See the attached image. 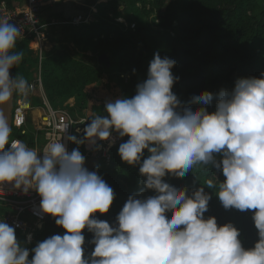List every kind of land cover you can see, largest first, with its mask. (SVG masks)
Returning a JSON list of instances; mask_svg holds the SVG:
<instances>
[{
	"label": "clouds",
	"instance_id": "1",
	"mask_svg": "<svg viewBox=\"0 0 264 264\" xmlns=\"http://www.w3.org/2000/svg\"><path fill=\"white\" fill-rule=\"evenodd\" d=\"M8 21L0 20V106L31 89L23 76H10L23 52L13 51L22 31ZM174 65L175 60L154 53L133 97L106 102L107 115L91 117L82 139L66 138L95 145L97 139L111 143L113 132L128 137L118 155L139 165L145 187L156 194L129 196L114 226L93 215L108 212L114 191L84 167L78 148L67 151L61 138L69 124L38 152L19 140L9 142L11 127L0 111V185L10 183L24 194L35 190L41 212L65 230L29 250L17 241L14 227L0 219V264H264V73L237 79L231 91L221 89L215 111L209 112L181 107L172 91L179 79L171 72ZM212 99L208 91L193 98L205 105ZM144 150L149 155L142 159ZM198 165L222 171L216 195L225 209L252 211L258 234L253 247L242 246L233 224L218 226L215 217H204L211 196L203 187L189 195L163 180L169 174L184 177ZM207 187L216 185L208 180ZM85 228L95 245L88 257L82 247Z\"/></svg>",
	"mask_w": 264,
	"mask_h": 264
},
{
	"label": "trees",
	"instance_id": "2",
	"mask_svg": "<svg viewBox=\"0 0 264 264\" xmlns=\"http://www.w3.org/2000/svg\"><path fill=\"white\" fill-rule=\"evenodd\" d=\"M94 7L91 21L61 26L62 36L54 40L55 45L45 53L41 63L43 89L50 105L63 108L73 98L82 108L80 116L89 122L93 116L107 115L105 104L96 102L91 93L104 80L103 75L104 88L113 83L117 90L116 94L107 91L110 98H131L137 85L146 80L154 53L175 60L171 72L179 79L172 91L181 107H205L213 112L221 89L231 91L237 79L260 78L264 73V0H107ZM131 24L133 28L129 27ZM13 51L23 52L19 65L11 68L13 77L23 76L29 83L36 60L27 41L18 40ZM101 53L109 57L108 68L98 64ZM205 91L213 94L212 101L207 105L194 102L193 98ZM28 100L38 103L37 98ZM127 139L121 137V142L108 149V159L89 170L96 171L114 191L108 212L93 214L110 226L116 224L129 196L146 199L156 194L145 187L139 165H129L118 155L119 145ZM148 155L144 150L142 159ZM216 159L219 161L220 156ZM163 180L178 189L186 188L189 195L203 187L211 196L204 217H215L218 226L233 224L240 232L242 246L246 249L254 246L258 234L252 211L225 209L216 195L219 182L224 180L220 169L198 165L184 177L169 174ZM208 180L216 187L208 188ZM64 232L55 224V218L47 215L34 230L32 241L22 246L31 250L37 243ZM82 234L84 256L88 257L95 247L90 243L93 233L85 228ZM31 255L30 251L29 259Z\"/></svg>",
	"mask_w": 264,
	"mask_h": 264
},
{
	"label": "built area",
	"instance_id": "3",
	"mask_svg": "<svg viewBox=\"0 0 264 264\" xmlns=\"http://www.w3.org/2000/svg\"><path fill=\"white\" fill-rule=\"evenodd\" d=\"M44 0H0V20H9L17 25L22 35L18 40L27 41L28 49L36 60L32 79L29 82L31 89L28 95L14 98L11 118V134L9 142L19 140L30 148L42 151L53 139H59L61 128L69 124L63 133L61 142L67 151L71 152L82 145L69 142L66 138L74 135L78 139L84 137L83 129L89 122L86 117L73 118L63 108L52 107L44 93L41 79V63L45 53L49 50V26L53 22L42 20V6ZM86 17L76 16L68 23L78 25L87 22ZM134 27V24L129 26ZM126 79V76H123ZM37 98L38 103L32 104L28 99ZM79 130V131H78ZM10 147L5 145V150ZM42 155V153H41ZM40 196L35 190L24 194L19 189H14L10 183L0 185V219L9 226L14 227L17 241L23 245L30 243L33 232L39 228L47 218L40 210ZM31 240H28V237Z\"/></svg>",
	"mask_w": 264,
	"mask_h": 264
},
{
	"label": "rangeland",
	"instance_id": "4",
	"mask_svg": "<svg viewBox=\"0 0 264 264\" xmlns=\"http://www.w3.org/2000/svg\"><path fill=\"white\" fill-rule=\"evenodd\" d=\"M153 27H154V25L152 24V28ZM59 30L60 29L56 28V27L49 28L50 42L53 41L54 39H57V38L62 36V34L60 33ZM66 44L69 47L73 48V45L71 43H66ZM34 71L35 70L33 68L32 73ZM103 79L104 80L101 81L100 83H98L95 86V88L93 87V89H91V93H92L93 97L96 99L95 100L96 102H98V103L101 102V103L106 104V102L115 101L112 98H110L109 93L107 91H109L110 93L116 94L117 90L114 87L113 83H110L109 84V88L105 89L104 86H103L104 85V81H106L105 80L106 79L105 75H103ZM114 94H113V97L115 98ZM17 98L24 99L25 97L22 96V95L17 94ZM89 103H90V101H89ZM63 109L66 112H68L73 118L81 117L80 114H79V111L82 110V108H80V105L73 98L68 99L65 102V104L63 105ZM83 111H84V109H83ZM85 112H86V115H88L89 109H87ZM111 141L112 142L110 143L109 140L100 141V140L97 139L95 145H90L89 142L87 140H85L84 144L81 147V149H82L81 154L85 157L84 167L87 168L88 170H90L99 161L107 160L108 159V149L110 147H112L113 145L118 144L119 142H121V137H119L117 132L112 133Z\"/></svg>",
	"mask_w": 264,
	"mask_h": 264
},
{
	"label": "crops",
	"instance_id": "5",
	"mask_svg": "<svg viewBox=\"0 0 264 264\" xmlns=\"http://www.w3.org/2000/svg\"><path fill=\"white\" fill-rule=\"evenodd\" d=\"M102 1L107 0H44L41 17L44 22H53L49 28L61 29L76 16L86 17L89 22L96 10L94 6ZM54 40L50 42L49 37V50L55 44Z\"/></svg>",
	"mask_w": 264,
	"mask_h": 264
},
{
	"label": "water",
	"instance_id": "6",
	"mask_svg": "<svg viewBox=\"0 0 264 264\" xmlns=\"http://www.w3.org/2000/svg\"><path fill=\"white\" fill-rule=\"evenodd\" d=\"M119 9H122V6L119 7ZM98 64L103 65L104 67L108 68L110 66V60L106 53H101L97 57ZM10 76L13 77L12 71L10 69ZM13 101H14V94L11 97L10 101L7 102L5 105L0 106L2 111L5 115V117L8 119L9 124L11 126V118H12V108H13Z\"/></svg>",
	"mask_w": 264,
	"mask_h": 264
}]
</instances>
